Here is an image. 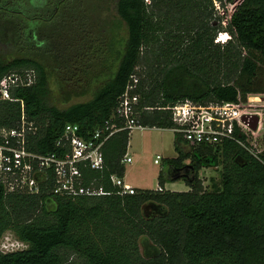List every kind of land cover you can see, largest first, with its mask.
I'll return each instance as SVG.
<instances>
[{"label": "trees", "instance_id": "obj_1", "mask_svg": "<svg viewBox=\"0 0 264 264\" xmlns=\"http://www.w3.org/2000/svg\"><path fill=\"white\" fill-rule=\"evenodd\" d=\"M45 1L43 11L38 0H0V41L24 51L0 56V80L20 76L12 100L0 96V131L17 127L24 113L37 127L28 138L31 151L61 155L57 141L67 123L79 124L85 136L102 127L134 75L135 108L147 128H174L169 107L186 100L238 102L264 93V0L239 1L227 24L216 8L226 9L225 0ZM110 3L116 8L110 34H99L100 45L89 54L95 21L85 8L98 13ZM66 8L73 10L72 22L61 16ZM42 22L56 27L42 34ZM220 33L230 38L219 41ZM32 72L34 82L22 85ZM52 72H78L86 86L79 92L62 84V102L88 89L92 98L55 105ZM130 135L122 130L105 142L102 170L83 169L85 183L107 194L55 195L52 181L37 194L0 185V244L13 232L25 246L0 249V264H264V153L258 159L235 140L191 147L175 133L177 156L166 164L171 173L189 167L192 179H167L161 170L163 191L120 194L111 177L125 176ZM220 165V185L206 190L199 171ZM177 177L186 178L190 190L165 189Z\"/></svg>", "mask_w": 264, "mask_h": 264}, {"label": "built area", "instance_id": "obj_2", "mask_svg": "<svg viewBox=\"0 0 264 264\" xmlns=\"http://www.w3.org/2000/svg\"><path fill=\"white\" fill-rule=\"evenodd\" d=\"M34 72L28 75L25 85L34 82ZM139 79L132 76L110 120L102 127L83 135L77 123H67L57 141L58 153L40 154L28 149V138L37 133L33 122L26 120L14 128H3L0 132V185L7 192L37 194L43 183L53 182L55 195L76 198L107 194L102 187L85 183L84 168H104L103 146L115 133L122 130L144 129L135 106L139 97L135 93ZM20 84V76L12 74L0 80V96L12 100L10 89ZM248 100L201 104L191 100L169 107L175 127L189 146L215 145L225 140H235L254 157L261 159L264 153V113L246 110ZM160 158V156H158ZM127 152L122 163H132ZM113 185L120 194H134L137 188L126 183L124 177L113 175ZM163 191L162 187H158Z\"/></svg>", "mask_w": 264, "mask_h": 264}, {"label": "rangeland", "instance_id": "obj_3", "mask_svg": "<svg viewBox=\"0 0 264 264\" xmlns=\"http://www.w3.org/2000/svg\"><path fill=\"white\" fill-rule=\"evenodd\" d=\"M241 0H225L226 9H223L216 5V8L220 9V14L225 18V24H227V19L230 18L236 5H238ZM47 2L45 0H38V8L45 11L47 7ZM85 8V6H84ZM88 16L95 21L93 28V36L91 37L93 45L88 50L89 54H94L96 48H98L100 38H105L109 36L110 29L112 25V20L116 16V8L114 3H110L108 7L102 9V11L97 13V11H92V9L87 6L86 8ZM66 18L63 20H68L72 22L74 19L73 10L66 8L63 10V15ZM97 14V15H96ZM37 22V21H36ZM62 22V19H58V23ZM33 24V23H32ZM35 25V24H34ZM56 27L55 25L50 26L46 22H42V34H46L50 31V28ZM125 28H122V35L125 34ZM101 34V37L99 36ZM230 38L227 33H220L218 40L226 41ZM24 53L20 48L14 47L13 44H4L0 41V56L3 59L12 58L14 56H19ZM100 54V51L97 52ZM79 75L74 72H69L65 76L59 75L57 72H52L50 78L51 86V102L60 108H66L72 104L88 101L92 98L91 89L85 94L72 95V100L69 103L62 102L63 95L60 91V86L64 84L68 88H75L79 92L83 91V88L79 80ZM73 78V79H71ZM248 104L245 107L246 110L252 112H263L264 113V93H252L247 97ZM175 132L171 129H134L130 135V143L128 148V153L133 157L132 163L126 164V174L127 178L136 186L137 188L145 189H156L158 188V176L161 170L164 171L165 177L167 179L175 180L176 173L169 172V166L166 164L168 159L177 156V152L174 148ZM160 156V158H158ZM189 164V160L185 161ZM221 170L222 166L202 168L199 171V178L203 182L204 188L206 190H211L214 185L219 186L221 181ZM194 176L193 172L188 175L189 179ZM177 181L168 180L165 184V189L175 190V191H188L190 187L186 183V178L177 177ZM141 244V251L144 253L145 248ZM20 240H18L13 232H7L1 241L0 249L4 252L14 251L17 249L24 248Z\"/></svg>", "mask_w": 264, "mask_h": 264}, {"label": "flooded vegetation", "instance_id": "obj_4", "mask_svg": "<svg viewBox=\"0 0 264 264\" xmlns=\"http://www.w3.org/2000/svg\"><path fill=\"white\" fill-rule=\"evenodd\" d=\"M171 171L181 177H188L190 173L189 167L174 168Z\"/></svg>", "mask_w": 264, "mask_h": 264}, {"label": "crops", "instance_id": "obj_5", "mask_svg": "<svg viewBox=\"0 0 264 264\" xmlns=\"http://www.w3.org/2000/svg\"><path fill=\"white\" fill-rule=\"evenodd\" d=\"M144 129H148L147 127L146 128H144ZM154 129H158V128H154ZM129 143H130V141H129ZM129 148V147H128ZM127 169V168H126ZM124 179H125V181H126V183L127 184H129V185H132V186H134V184L127 178V174L125 173V176H124ZM173 182V181H172ZM166 184V183H165ZM134 187H136V186H134ZM137 188V187H136ZM141 189H145V188H141Z\"/></svg>", "mask_w": 264, "mask_h": 264}, {"label": "clouds", "instance_id": "obj_6", "mask_svg": "<svg viewBox=\"0 0 264 264\" xmlns=\"http://www.w3.org/2000/svg\"><path fill=\"white\" fill-rule=\"evenodd\" d=\"M24 245V243H22Z\"/></svg>", "mask_w": 264, "mask_h": 264}]
</instances>
